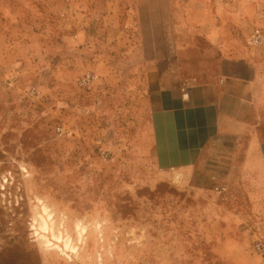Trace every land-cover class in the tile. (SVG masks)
I'll use <instances>...</instances> for the list:
<instances>
[{
  "label": "rangeland",
  "instance_id": "rangeland-1",
  "mask_svg": "<svg viewBox=\"0 0 264 264\" xmlns=\"http://www.w3.org/2000/svg\"><path fill=\"white\" fill-rule=\"evenodd\" d=\"M227 1L248 47L264 0ZM88 2L0 0V264H264V209L249 210L241 178L211 159L158 164L137 36L115 46L108 12ZM107 53L115 64L93 66Z\"/></svg>",
  "mask_w": 264,
  "mask_h": 264
},
{
  "label": "crops",
  "instance_id": "crops-1",
  "mask_svg": "<svg viewBox=\"0 0 264 264\" xmlns=\"http://www.w3.org/2000/svg\"><path fill=\"white\" fill-rule=\"evenodd\" d=\"M100 1L89 0L90 11L108 12L115 46L122 34L137 36L131 63L153 101L148 128L161 168L191 171L211 159L225 178L242 179L249 210L264 209V45L237 42L246 20L236 2L104 0L97 8ZM256 6L253 18L264 19ZM109 55H92L93 66L109 69L117 59Z\"/></svg>",
  "mask_w": 264,
  "mask_h": 264
},
{
  "label": "built area",
  "instance_id": "built-area-1",
  "mask_svg": "<svg viewBox=\"0 0 264 264\" xmlns=\"http://www.w3.org/2000/svg\"><path fill=\"white\" fill-rule=\"evenodd\" d=\"M247 45L250 48H258L264 45V31L259 28H254L248 38H247ZM96 78L91 74H86L84 78H82V82L87 83L88 81L95 80ZM4 83L11 85V82L4 79ZM220 191H225L224 187H220ZM253 249L256 253L264 258V237H258L255 239Z\"/></svg>",
  "mask_w": 264,
  "mask_h": 264
},
{
  "label": "bare ground",
  "instance_id": "bare-ground-1",
  "mask_svg": "<svg viewBox=\"0 0 264 264\" xmlns=\"http://www.w3.org/2000/svg\"><path fill=\"white\" fill-rule=\"evenodd\" d=\"M44 211H46V209H44Z\"/></svg>",
  "mask_w": 264,
  "mask_h": 264
}]
</instances>
